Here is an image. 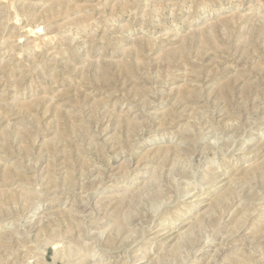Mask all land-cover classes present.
<instances>
[{
    "label": "rangeland",
    "instance_id": "rangeland-1",
    "mask_svg": "<svg viewBox=\"0 0 264 264\" xmlns=\"http://www.w3.org/2000/svg\"><path fill=\"white\" fill-rule=\"evenodd\" d=\"M0 264H264V0H0Z\"/></svg>",
    "mask_w": 264,
    "mask_h": 264
},
{
    "label": "bare ground",
    "instance_id": "bare-ground-1",
    "mask_svg": "<svg viewBox=\"0 0 264 264\" xmlns=\"http://www.w3.org/2000/svg\"><path fill=\"white\" fill-rule=\"evenodd\" d=\"M213 132V131H212Z\"/></svg>",
    "mask_w": 264,
    "mask_h": 264
}]
</instances>
